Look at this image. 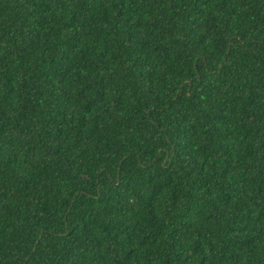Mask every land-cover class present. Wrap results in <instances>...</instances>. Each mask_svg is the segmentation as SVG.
Here are the masks:
<instances>
[{
	"label": "trees",
	"instance_id": "16d2710c",
	"mask_svg": "<svg viewBox=\"0 0 264 264\" xmlns=\"http://www.w3.org/2000/svg\"><path fill=\"white\" fill-rule=\"evenodd\" d=\"M0 264H264V0H0Z\"/></svg>",
	"mask_w": 264,
	"mask_h": 264
}]
</instances>
